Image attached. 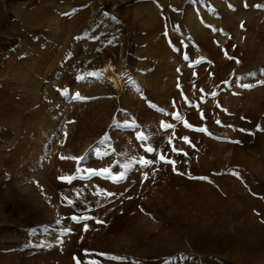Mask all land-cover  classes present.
Returning <instances> with one entry per match:
<instances>
[{"label": "rangeland", "instance_id": "1", "mask_svg": "<svg viewBox=\"0 0 264 264\" xmlns=\"http://www.w3.org/2000/svg\"><path fill=\"white\" fill-rule=\"evenodd\" d=\"M0 264H264V0H0Z\"/></svg>", "mask_w": 264, "mask_h": 264}, {"label": "snow or ice", "instance_id": "2", "mask_svg": "<svg viewBox=\"0 0 264 264\" xmlns=\"http://www.w3.org/2000/svg\"><path fill=\"white\" fill-rule=\"evenodd\" d=\"M243 87H245V88H250L251 87V85H248V84H244L243 85ZM77 99H79V94H77ZM162 127H163V125H162ZM140 139H143V136H141V137H139ZM146 151L148 152V153H152L153 152V149H151V148H148V149H146ZM161 159H164V157H161ZM152 163V161H145L144 162V164H143V166L144 167H147V166H149L150 164ZM123 177L121 176V179H122ZM35 229L33 230V233H35Z\"/></svg>", "mask_w": 264, "mask_h": 264}, {"label": "bare ground", "instance_id": "3", "mask_svg": "<svg viewBox=\"0 0 264 264\" xmlns=\"http://www.w3.org/2000/svg\"><path fill=\"white\" fill-rule=\"evenodd\" d=\"M107 81L112 84L113 86H118V82L117 80L114 78H111V77H108Z\"/></svg>", "mask_w": 264, "mask_h": 264}]
</instances>
